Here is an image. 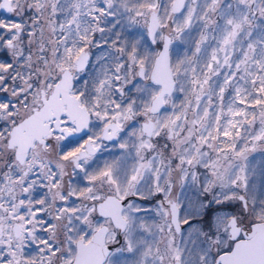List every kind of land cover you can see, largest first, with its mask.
I'll list each match as a JSON object with an SVG mask.
<instances>
[{"label":"snow or ice","instance_id":"obj_1","mask_svg":"<svg viewBox=\"0 0 264 264\" xmlns=\"http://www.w3.org/2000/svg\"><path fill=\"white\" fill-rule=\"evenodd\" d=\"M0 264H264V0H0Z\"/></svg>","mask_w":264,"mask_h":264}]
</instances>
